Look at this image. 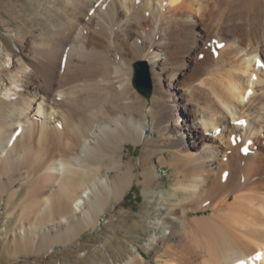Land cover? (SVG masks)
<instances>
[{"label": "bare ground", "instance_id": "1", "mask_svg": "<svg viewBox=\"0 0 264 264\" xmlns=\"http://www.w3.org/2000/svg\"><path fill=\"white\" fill-rule=\"evenodd\" d=\"M170 1L61 0L50 20L52 41L43 29L38 36L14 31L1 38L0 201L8 194L4 211L15 217L14 236L42 243L49 228L89 223L100 199L120 200L137 177L121 176L125 144L166 147L165 128L174 121L168 113L177 107L183 119L170 141L178 151L171 164L181 179L169 195L177 210L166 217L181 229L191 227L204 242L180 256L179 264H264V0H243L254 15L239 16L252 27L254 44H231L242 56L240 66H232L228 54L231 66L223 64L225 45L218 54L226 57L218 61L222 70L185 87L181 78L192 69L185 55L200 49L211 19L207 1L181 0L165 15ZM148 14L152 27L146 29ZM235 19L229 32H220L224 39L242 31ZM132 22L142 43L159 45L137 57L152 69L150 100L134 85L133 60L118 50L120 32ZM114 169L119 174L111 178ZM199 210L209 213L189 217ZM155 243L152 238L146 246L155 249ZM102 249L110 251L108 245ZM133 249L142 256L138 246Z\"/></svg>", "mask_w": 264, "mask_h": 264}, {"label": "rangeland", "instance_id": "2", "mask_svg": "<svg viewBox=\"0 0 264 264\" xmlns=\"http://www.w3.org/2000/svg\"><path fill=\"white\" fill-rule=\"evenodd\" d=\"M146 1L149 2L151 0ZM196 1L202 2V0ZM203 1V3L206 1V3H208H205L207 8L209 7L208 9L206 8V15L211 19V22H206V24L209 25L208 35L203 38V43L200 42V49L194 52V54L192 53L185 55L187 58L186 60L191 64L192 69L188 71V75L181 78L183 81L180 85L184 87L193 82L192 80H194L195 77L198 80L211 78L216 72L222 70L220 68H222L223 64L226 63L229 66V58L231 57L232 66L237 67V65L234 64L236 61L239 62L238 66H240L242 56L239 58L240 56L236 53V48L231 47L233 42L237 41V44H242L241 46L247 48L254 44V38L252 35L253 33L251 31L252 27H250L249 24H244V20L242 19L249 13V16H253L254 14L247 7L243 0ZM39 2H42V5L39 4ZM60 2L61 0H0V41L2 40L1 38L5 39L8 33L14 31L22 34L24 37H30L31 32L38 36L42 29L45 31V36L47 37L48 35L47 38L52 41L54 28L50 20L59 13L57 10H60ZM144 3L146 8L149 9L150 3H147L148 6L145 1ZM180 3L181 0H171V7L166 5L167 7L165 6L163 11L164 14H172L173 7L179 5ZM212 7L214 11L211 9ZM166 8L172 9L165 10ZM147 9L146 12L148 11L147 13H149V10ZM218 10L220 11L218 12ZM239 12H241V15ZM245 13H247V15ZM239 15L243 17L241 18ZM150 17V14H148V17L143 19L144 22H142V25L144 26L147 24L148 26H144L146 29L152 27V25H149V23L152 24ZM196 17L200 24H202L204 20L200 17V15H196ZM251 17L247 16V18ZM235 18L238 19L236 20ZM234 19L237 21L236 24L241 27L242 31H237L238 33L234 32L235 36L233 35V37L231 36L228 39H224L221 33L229 32L231 30L233 23H235ZM146 20L149 21L147 22ZM214 22L216 24L213 25ZM126 27L128 29L125 28L123 32H120L122 36H120V34L118 37V43L120 44H118V46L122 48L120 49L118 47V50L120 51V54L126 52L125 55L128 57V59L130 61L133 60L131 61L132 68L130 69L133 72L134 79V63L138 60H141L137 58L138 55L144 52V50L148 51L147 49L149 48V50L156 51V48H158L159 45L156 47L153 46L152 48L148 43H142L140 38L142 36L139 30L140 27L136 22H132ZM126 29L127 31H125ZM242 35L245 36L243 37ZM206 38L207 40L211 41H206ZM183 42H186L184 37ZM225 45L227 46V49L225 48ZM224 48L226 52L223 53V55L226 56L225 54H228L231 57L226 56V62L224 61V63L222 62L223 64H220L218 61H223L225 58L220 60V58L222 59L223 56L218 57L220 56L218 54L221 53L219 52L221 50L223 52ZM228 49H232L231 51H234L235 53H232ZM211 54L212 56H210ZM205 56L208 57L206 58ZM235 57L238 58L235 59ZM204 59L206 60L204 61ZM203 61L206 62V65H208H203ZM211 62L212 64H210ZM215 63H219L220 65ZM212 65L213 69L215 70L211 68ZM227 65L226 67H228ZM224 67L225 65L223 68ZM150 71L152 74L151 68ZM205 72L206 75L204 74ZM191 75H193L192 78ZM189 78H191V80ZM154 88L155 86H153V92L151 96H145L141 93L142 96L150 100L154 95ZM170 93L171 92L168 94ZM174 97L175 96L172 95V98ZM176 97L179 98L177 95ZM80 106L81 108H84L82 103H80ZM80 106L77 105L79 110ZM178 109L179 108L177 107L172 108V110L170 109L168 113L173 116L174 121H171L170 125L165 128V132L168 136L166 141H169L168 144L164 143L166 144V147L160 148L153 141H150L146 147L144 144H135L132 141H129L125 144L122 155L123 159L126 161V167H123V174L121 176H123L124 180H128L129 176L135 174L137 177L120 200L113 201L111 197L108 196L105 197L106 200L100 199V203L94 209L91 219L92 221L90 220L89 223H85L84 225L82 224L81 226L73 229H67L65 226H61L60 228H49V230L47 229L43 234L44 241H42V243L39 242L40 244L38 241H36L34 246L33 243L27 242L28 239H24L21 233L18 232L17 237L14 236V233L16 232L15 228L13 227L15 223V217L11 219L7 218V214L4 211V202L8 199V194H5L2 198V201H0V264H179L181 260L180 256L183 254L185 255L187 250H189L191 247L202 244L204 245V242L201 241L200 238L201 235L199 233H195L193 235L191 227L186 225L187 228L185 227V230L181 229V224L179 221L166 217L177 210L173 209L175 208L173 207L175 204H173V201L169 195L172 193L173 188L181 179L178 178V175L174 171V168L171 164L174 162V154L178 153V151L176 150L174 143L170 142L174 141L177 137L178 128L180 126L179 124H181V120L183 119V117L177 113ZM246 117H249V115L246 114ZM245 120L246 119H244V121ZM229 133H231L230 130ZM118 174L119 173L116 169L109 172L111 178ZM3 180H5V176ZM15 184L17 185L18 182ZM23 194L24 190L23 193L21 192L18 195L16 201H19ZM128 195H131V197ZM163 195L168 196V199L164 200ZM19 211L21 210L18 208L17 213ZM205 213L209 212L202 210L191 211L189 212V217L194 218L197 215H202ZM162 219L167 220L169 225L163 226L156 223V221ZM173 220L174 222H172ZM170 224L171 226L173 225L172 228L175 229L176 232L172 231ZM19 230L20 229L18 228V231ZM187 235H189V237H187ZM152 238H155V242H157L155 243V249H148L146 243L151 242ZM102 245H108L111 254L109 253L110 251L108 249H102ZM133 246H138V250L142 256L134 251ZM100 250L106 252V256H103L100 253Z\"/></svg>", "mask_w": 264, "mask_h": 264}, {"label": "water", "instance_id": "3", "mask_svg": "<svg viewBox=\"0 0 264 264\" xmlns=\"http://www.w3.org/2000/svg\"><path fill=\"white\" fill-rule=\"evenodd\" d=\"M135 66V87L145 96H151L153 92V82L151 71L147 62L138 60L134 63Z\"/></svg>", "mask_w": 264, "mask_h": 264}, {"label": "snow or ice", "instance_id": "4", "mask_svg": "<svg viewBox=\"0 0 264 264\" xmlns=\"http://www.w3.org/2000/svg\"><path fill=\"white\" fill-rule=\"evenodd\" d=\"M244 151H245V153H247V149H245Z\"/></svg>", "mask_w": 264, "mask_h": 264}, {"label": "trees", "instance_id": "5", "mask_svg": "<svg viewBox=\"0 0 264 264\" xmlns=\"http://www.w3.org/2000/svg\"><path fill=\"white\" fill-rule=\"evenodd\" d=\"M129 197H131V195H128Z\"/></svg>", "mask_w": 264, "mask_h": 264}]
</instances>
